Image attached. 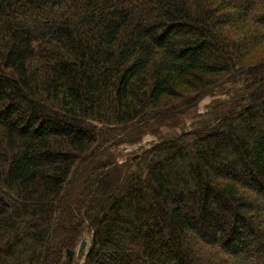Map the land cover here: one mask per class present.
Masks as SVG:
<instances>
[{"label":"trees","instance_id":"1","mask_svg":"<svg viewBox=\"0 0 264 264\" xmlns=\"http://www.w3.org/2000/svg\"><path fill=\"white\" fill-rule=\"evenodd\" d=\"M85 233L83 264H264V0H0V264Z\"/></svg>","mask_w":264,"mask_h":264},{"label":"rangeland","instance_id":"2","mask_svg":"<svg viewBox=\"0 0 264 264\" xmlns=\"http://www.w3.org/2000/svg\"><path fill=\"white\" fill-rule=\"evenodd\" d=\"M243 87V84L241 81L237 82H230L225 81L221 83L219 87L214 89L211 93L205 95L200 99L198 104L196 105L193 115L186 118L184 121V124L180 127L174 128V130H169L167 128L160 129V132H157L155 134H145L142 137V140L137 144H121V145H112L109 148V153H112L115 156L114 164L118 166V164H122L128 160V157L132 154H137V151H139L142 148H149L156 142H159L160 140L172 136L175 134H181L188 131L190 125L192 122L199 121L201 118H205L206 121L209 122L210 116H207L212 111L213 105L218 102H226V100L229 97V94L227 91L232 89H240ZM211 122V121H210ZM84 239H86V246L84 247L83 251L78 253V247L79 243L76 245L75 250L73 251V254L71 255L70 264H83L85 260V255L87 252V248L89 246V238L90 236L85 233L83 235ZM83 239V238H82Z\"/></svg>","mask_w":264,"mask_h":264},{"label":"water","instance_id":"3","mask_svg":"<svg viewBox=\"0 0 264 264\" xmlns=\"http://www.w3.org/2000/svg\"><path fill=\"white\" fill-rule=\"evenodd\" d=\"M86 243H87L86 239L84 238L80 241L79 247H78V253L83 251L84 247L86 246ZM66 254L69 255L71 258V252L69 250H67Z\"/></svg>","mask_w":264,"mask_h":264}]
</instances>
